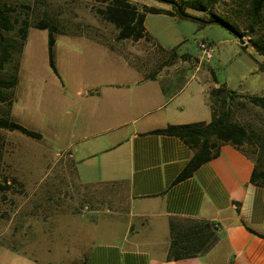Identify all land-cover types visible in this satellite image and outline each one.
Wrapping results in <instances>:
<instances>
[{"label":"crops","instance_id":"crops-1","mask_svg":"<svg viewBox=\"0 0 264 264\" xmlns=\"http://www.w3.org/2000/svg\"><path fill=\"white\" fill-rule=\"evenodd\" d=\"M69 34L96 42L109 62L96 63L101 52L92 50L81 60L84 67L64 65L60 82L52 71L47 101L60 99L64 115L49 123L48 132L60 142V154L48 162L54 174L34 194L28 212H14L12 241H0L12 262L0 264H264V186L250 179L254 159L231 142H220L218 154L177 180L195 148L179 136L151 132L211 120L208 91L219 84L211 83L213 74L203 62L197 67V57L172 52L153 64L154 51L147 49L139 52V64L109 44ZM20 85L18 74L10 108L14 120L23 92L28 95ZM36 90L30 95L31 124L19 121L34 130L40 110ZM49 148L5 146L0 160L32 175ZM68 201L100 226L91 244L70 245L67 235L55 230V214L75 212L65 210ZM182 219L213 226L215 240L204 250L208 258L203 251L174 256L170 224H184Z\"/></svg>","mask_w":264,"mask_h":264},{"label":"rangeland","instance_id":"rangeland-1","mask_svg":"<svg viewBox=\"0 0 264 264\" xmlns=\"http://www.w3.org/2000/svg\"><path fill=\"white\" fill-rule=\"evenodd\" d=\"M141 8L144 4L156 7L171 9L175 11V5L180 4L188 16L171 15L168 13L147 12L144 25L147 31L146 41L136 42L131 38L117 39V28L115 25L103 18L97 7L104 6L101 0H0V5L6 8L13 28L1 30L5 40L11 41L14 48L11 56L5 62L0 73L4 77H11L17 73L21 77V88L23 92L20 98V109L16 114L17 121H23L30 125L29 102L31 93L38 92L39 109L35 111V123L42 136L40 138L30 137L21 131L8 130L0 127V150L3 147L13 148L16 146L28 147L32 145H49L45 158L40 161L37 169L32 175L25 174L22 169H14L0 160V241L11 242L14 230V212H25L29 210L34 194L39 193L47 187L54 174L51 164L60 154V142H56L48 132L49 123L56 118L63 117L64 109L61 107V100L56 102L47 101L46 86L52 81V69L48 62L47 50V29L35 28L34 23L43 17L55 22L54 56L58 71V81L62 80L64 65L74 64L78 69L86 64L81 60L85 59L86 51L100 50L101 55L97 60H107L104 48H100L96 42L86 38L74 37L69 33L89 36L98 42L113 46V49L129 56L133 62L139 63L141 53L145 50L153 52L154 62L166 59L170 54H187L198 56L201 53L198 47V40L206 39L211 45L212 57L203 60V65L208 68L209 73L214 74L218 84H224L227 88L234 89L235 93L231 100L230 118L246 128L252 143L248 142L241 147L253 158L264 164V109L253 103L248 96L261 95L264 92V53L260 52L252 42L256 41L264 46V7L260 14L252 20L249 15V0H173L168 3L164 0H128ZM198 2L206 5V9L193 8L189 2ZM219 15L230 21L235 27L243 32L238 35L229 27L219 22H205L209 12ZM26 21L27 34L25 39L20 37L19 27ZM147 44H146V43ZM68 52L72 57L68 56ZM164 53V54H163ZM140 54V55H139ZM88 57L87 59H90ZM108 61V60H107ZM207 61V63H206ZM109 62V61H108ZM17 66V67H16ZM190 74V72H188ZM201 72L197 77L201 79ZM54 76V75H53ZM195 80V78H194ZM214 83V79H210ZM31 87L33 89H31ZM4 94H8L13 101V87L3 88ZM217 107L220 104L216 101ZM47 103L50 107H47ZM11 104L0 101V115L6 114ZM216 110L220 111V108ZM13 119V112L8 113ZM263 146V147H262ZM39 147V146H38ZM12 154V153H11ZM29 155V154H28ZM1 156V155H0ZM48 162L51 164L48 166ZM16 177L26 180L21 185ZM20 180V179H19ZM32 180L36 181L32 184ZM37 181L40 183L37 184ZM59 187V186H58ZM66 211L55 214L54 227L62 235H67L70 245H78L86 242L91 244L100 229L94 225L87 215L80 216L83 209L77 206V202L68 201ZM66 206V203H64ZM77 209L79 210L78 212ZM181 223H187L185 219ZM25 226H29L28 224ZM29 230V227H25ZM24 228V230H25ZM115 234L122 233L121 225L118 223ZM67 233V234H66ZM162 237V234L160 236ZM62 238V236H61ZM11 239V240H10ZM59 241L55 239V242ZM0 250V263L12 262L10 256L6 257ZM3 254V255H2ZM204 258H208L205 251L201 252Z\"/></svg>","mask_w":264,"mask_h":264},{"label":"trees","instance_id":"trees-1","mask_svg":"<svg viewBox=\"0 0 264 264\" xmlns=\"http://www.w3.org/2000/svg\"><path fill=\"white\" fill-rule=\"evenodd\" d=\"M101 1L104 3V6L97 7V12L103 18L115 25L117 28V39H147V31L144 25L145 15L147 12H163L171 15L176 14L178 16H188L180 4H174L176 10L173 11L171 9L146 4L139 8L137 5L128 0ZM164 1L174 3L173 0ZM189 5L198 9L207 8L206 5H202L195 1L189 2ZM263 7L264 0H249L250 18L254 20L260 14ZM178 9L184 11L186 14H180ZM6 10V8L0 5V69L4 67L5 62L9 60L11 51L15 47L11 41L5 40L4 35L1 34L2 29L10 30L13 28V22ZM213 18L223 20V25L232 29L237 35H244L243 32L235 27L230 21L220 17L212 11L209 12L205 22H209V20ZM34 27L47 29L48 62L52 71L57 72L54 56L55 31L57 30V25L51 19L43 17L34 23ZM19 32L20 37L25 39L27 34L26 21H23L22 25L19 27ZM252 44H254L260 52L264 53V46L259 45L256 41L252 42ZM262 67L264 69V65H262ZM17 70L18 67L16 68V73H14L11 77H4L0 73V101H6L9 104H12L11 97H9L6 93L4 94L2 89L11 88L16 84ZM213 79L216 81L214 74ZM234 93V89L227 88L224 84H219L209 89L208 100L212 107V118L209 122L197 121L185 124H168L164 127L151 130V132L179 136L195 148L193 155L177 176V180L191 175L201 163L218 154L220 142H231L248 154L241 146L248 142L252 143L250 135L244 126L233 122L230 118V105ZM248 97L253 103L264 109V92L261 95H250ZM216 101L220 103L218 107L217 104H215L217 103ZM217 108H220V111L216 110ZM9 112L10 110L6 112V114L0 115V127L8 130L17 129L34 138H40L42 136L41 132L31 129L10 118L8 115ZM249 156L253 158L251 155ZM253 159L255 161V166L250 179L252 182L264 186V164H261L260 161L255 158ZM0 188H3V185L0 184ZM251 230L254 231L253 229ZM170 234L171 246L173 251H175V257L192 255L196 252L204 251L205 248L210 246L215 240L213 226L211 227L209 223L203 222H195L192 224H174L171 222ZM261 235L264 237V234ZM179 248L182 250L177 251Z\"/></svg>","mask_w":264,"mask_h":264},{"label":"built area","instance_id":"built-area-1","mask_svg":"<svg viewBox=\"0 0 264 264\" xmlns=\"http://www.w3.org/2000/svg\"><path fill=\"white\" fill-rule=\"evenodd\" d=\"M198 47L201 53L197 57V67L202 63L203 60H208L212 57V51L210 49L211 43L206 39L198 40Z\"/></svg>","mask_w":264,"mask_h":264},{"label":"water","instance_id":"water-1","mask_svg":"<svg viewBox=\"0 0 264 264\" xmlns=\"http://www.w3.org/2000/svg\"><path fill=\"white\" fill-rule=\"evenodd\" d=\"M179 10V9H178ZM179 13L180 14H183V15H185L186 13L184 12V11H182V10H179ZM212 21H214V22H219V23H221V24H224V22H223V20H221V19H218V18H213V19H211V20H209V22H212ZM226 26V25H225ZM238 37L241 39V37L238 35ZM241 42H242V39H241Z\"/></svg>","mask_w":264,"mask_h":264}]
</instances>
